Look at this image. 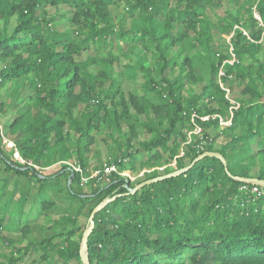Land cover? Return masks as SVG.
<instances>
[{
    "label": "trees",
    "instance_id": "1",
    "mask_svg": "<svg viewBox=\"0 0 264 264\" xmlns=\"http://www.w3.org/2000/svg\"><path fill=\"white\" fill-rule=\"evenodd\" d=\"M214 1L0 0V92L11 85L16 98L3 122L0 94V124L25 162L0 140V264L31 254L37 264H83L79 219L113 197L94 217L89 264H264V189L251 203L255 195L239 190L251 184L235 180H264V0H232L237 8L216 22L206 14ZM215 31L229 40L216 43ZM221 67L239 108L220 131L216 121L197 123L214 135L205 150L225 164L206 157L127 194L119 173L154 169L129 180L133 188L201 153L197 139L184 144L190 114L227 117ZM68 162L83 177L109 165L117 172L103 185H81L74 172L68 186Z\"/></svg>",
    "mask_w": 264,
    "mask_h": 264
},
{
    "label": "built area",
    "instance_id": "2",
    "mask_svg": "<svg viewBox=\"0 0 264 264\" xmlns=\"http://www.w3.org/2000/svg\"><path fill=\"white\" fill-rule=\"evenodd\" d=\"M254 17H255L256 20L260 21V18H259L257 13H254ZM243 33L245 34V32H243ZM229 38H230V36H229ZM229 38H228V40H229ZM233 62H234V59H233V56H232L231 60L225 61L224 63L232 64ZM224 77H225V74L222 71V67H221L218 70L217 82H218L219 87L225 92V99L229 102L227 117L224 118L223 116H221L219 114L199 116L195 112H192L190 114V119L189 120H190V123H191V129L186 133V141L184 142V144H186V145L190 144V143L194 142L195 139H197L198 142H197V144L195 145L194 148L196 150H198L199 152H201V153L206 151L205 150L206 146L212 143V141L214 140V137L210 133L209 129L204 130V128L201 125H199L197 123V121H199V122L216 121L219 129L226 128V127H229L231 125L233 114L239 108V103H237L236 101H234V100H232L230 98V96H229V93H230L229 88L221 80ZM0 140H1V144H2L3 149L6 150L9 153L12 152V159H14L15 161H17V162H19L21 164L25 163L20 158L19 154L17 153L16 147H15L13 141H11V140L6 138V136L4 134V131H3V127H2L1 124H0ZM181 155H182V153H180L179 156H181ZM67 164L73 169L74 172L79 173L81 175V185L86 184L87 181L90 180V179H97V182H99L101 179H103L106 176H108L111 172H117V168L114 165H109V166H104L103 170L92 171V173L90 174L89 177H83L82 170H81V168L79 166L75 165L74 163H70V162H68ZM175 164H176V161H175V158H174L169 164L170 168L175 166ZM29 165L32 166L30 163H29ZM165 167L166 166L159 167V168H156V170L163 171V169ZM34 168L38 170V167L34 166ZM153 170L154 169H150V170L144 169V170L141 171L140 175L136 176L135 178L141 177V176H143L144 173H150ZM123 173H119V174L121 176H123L124 175ZM239 190H241V191L249 190V192L251 194L255 195L254 199L251 200V203H254L256 201L257 197L262 193L260 187L257 184H251V188L250 189H248L246 186H241L239 188Z\"/></svg>",
    "mask_w": 264,
    "mask_h": 264
},
{
    "label": "rangeland",
    "instance_id": "3",
    "mask_svg": "<svg viewBox=\"0 0 264 264\" xmlns=\"http://www.w3.org/2000/svg\"><path fill=\"white\" fill-rule=\"evenodd\" d=\"M236 8H237V6L232 3V0H215L214 3H213V5H212V7L206 10V14L209 16V18L212 21L216 22L220 18L225 17L226 13H228L229 11H233ZM61 10H64V9L61 8ZM49 11H50V13H54L53 9L52 10L50 9ZM111 11L113 12L114 15L119 14V12L121 13V10H115L113 8H111ZM127 24H128V21H127ZM67 27H68L67 26V23L66 22H62L58 26V29L62 31L64 29H66ZM218 34L219 33L217 31H215V37H216L215 38V42H219L222 39V37H220L221 34H219V35ZM222 35H223V38L225 40H226V38L227 39L229 38V36L226 35V34H222ZM84 57H85V53H83L79 57V59H83ZM115 66H118V65H115ZM0 67H1V64H0ZM127 87L132 88L134 86L133 85L132 86L131 85H127ZM21 93H22L21 94L22 98H25V97L27 98L29 95L32 94V91H30L27 87H24V88H22ZM0 94H1V99L4 100V101H6V103L8 105L7 110H6V114L1 119L4 122L5 120H7V118H9L10 116H13V114L15 113V110H16L15 109L16 98H12L10 96V94H11V85H8L5 89H3L0 92ZM2 121H0L1 124H3ZM103 138H104V136H103L102 133L96 135L97 142H96V147H95L96 149H95V151H99V153H100V155H99L100 161L103 164H105L106 163V160H107L108 154H107V146L102 141ZM144 138H147V136H144ZM218 141H220L219 138H217L215 142H218ZM70 163H72V162H70ZM96 164H97V162H95L94 160H92L91 161V168L93 166H95ZM136 167H139V164H136ZM58 168H59V166L57 165V166H55V167H53V168H51L49 170L43 171V172L46 175L47 174H51L54 171H56ZM140 173L139 174H136V173L135 174H132L130 171H125L123 173L124 174L123 176H125L126 178H129V180H131V181H134L135 180V177L138 176V175H140ZM105 179H106V177L103 178V179H101L98 184H100V185L105 184V182H106ZM86 190H88V189L86 188ZM79 221H80V224L82 226H85V229H86L87 228V225H88V218L86 216H81L80 219H79ZM37 263H42L41 260H39V255L38 254H31V255H29L26 258V260H25V262L23 264H37Z\"/></svg>",
    "mask_w": 264,
    "mask_h": 264
},
{
    "label": "water",
    "instance_id": "4",
    "mask_svg": "<svg viewBox=\"0 0 264 264\" xmlns=\"http://www.w3.org/2000/svg\"><path fill=\"white\" fill-rule=\"evenodd\" d=\"M206 157H215V158L219 159L223 164H225V161L220 154L215 153V152L205 151V152L201 153L200 155H198L188 166H185L184 168H181L179 170H174L171 173H167V174L155 177V178L144 180L138 184H135V186L133 188L129 187V179H127V180H125L123 187L127 190V194H131V195L135 194V192L139 191L140 189L144 188L145 186H149L153 183L163 181L166 179H171L173 177H177V176H180V175L186 173L195 163L199 162L200 160H202ZM67 170L70 172V176L68 179V186H69L70 182H71V178L74 176V171L71 167H68ZM226 172H227V170H226ZM37 175L39 177H44L45 174L37 173ZM235 180H237L239 182H243V183L257 184L259 187L264 189V180H258L256 178L246 179V178H240V177L235 178ZM114 199H115V197H113L111 199L102 200V202L99 203L92 210L91 214L89 215L88 225L82 234L80 250H79V256H80V259H81L83 264H89L88 258H87V243H88V238H89V236H90V234L94 228V217L96 216V214L99 211H101L108 203H110Z\"/></svg>",
    "mask_w": 264,
    "mask_h": 264
},
{
    "label": "crops",
    "instance_id": "5",
    "mask_svg": "<svg viewBox=\"0 0 264 264\" xmlns=\"http://www.w3.org/2000/svg\"><path fill=\"white\" fill-rule=\"evenodd\" d=\"M220 37H222L223 38V35H220ZM227 37V36H226ZM226 41H228V39L226 38ZM216 43H218V42H216ZM221 129H219L218 131H220ZM212 134V133H211ZM213 135V134H212ZM213 137H214V135H213ZM220 140H221V138H219ZM219 142V141H218ZM217 142V143H218Z\"/></svg>",
    "mask_w": 264,
    "mask_h": 264
}]
</instances>
